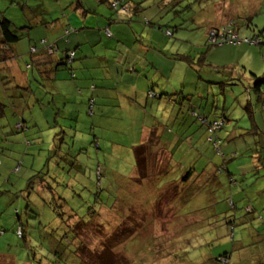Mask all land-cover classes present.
Instances as JSON below:
<instances>
[{"label":"rangeland","instance_id":"obj_1","mask_svg":"<svg viewBox=\"0 0 264 264\" xmlns=\"http://www.w3.org/2000/svg\"><path fill=\"white\" fill-rule=\"evenodd\" d=\"M43 1L44 0H0V12L2 13L0 14V16H3L4 18L10 20L14 24V26H12V30L16 31V33H18L21 37V40L16 43L17 46H19L21 49H23L24 47L25 49H27V43H35V45L38 47L40 45V39L38 37V34L42 31V28L40 27L41 21L39 20L40 13H38L34 8H36V2L41 10L42 6L40 4H43ZM153 1H155V4L152 3ZM190 1L192 3L193 0L183 1L181 2L180 6H175L171 7V9H167L166 7H162V4L158 3L157 0H144L142 1V7H147V10L137 14L133 19L135 22L125 21L123 19L124 21H118L110 25L109 31L113 32L112 30L114 29V26H119V28L123 29L122 32L128 34H122L123 39L120 38L119 43L131 44L134 43L135 40H138L139 37H141L144 43L147 45L148 43H155L157 45H160L163 48V53L168 57L170 55L179 54L182 57L186 58L187 61L194 62L193 68L191 69L185 62L179 59L174 60L173 57H170V59H168L165 55H159L153 50H141L139 48H136L138 52L137 54L145 56H150L151 54L149 51H153L152 59L155 64L161 69V75L158 79L160 87H154L152 89L153 92H156L157 94H162V92L166 94L168 92L169 94L172 92H176V94L173 96H171L170 94L169 96L160 98V103H157V101H155L152 107L154 109V113H149L158 116V122H163L165 119L166 126L170 130H177L178 125L181 123L184 130L187 128V131H185L184 134H189L195 131V125H197V129H199L194 134L190 135L189 142H192L191 144L194 146L192 147V149L187 148L188 144L186 143V141H184V143L181 142L177 145V148L173 149L174 168L171 172H169L168 178L183 176L187 170L186 168L189 167H193L196 172H199L207 166H217V163H221L223 159H225L226 165L229 166L228 170H230L232 174H234V179L237 180V183L240 181V175L245 177V179L238 183V185L243 188L241 191L242 193L240 195L235 194L234 192L236 191V189H238V187L236 185L232 186V184V187L228 190V192L231 191L232 195H224V193L218 192L216 193L217 196L215 200L213 199L212 203L210 204H207V197L204 198L205 204L207 206H202L200 204L194 205V203H196V201L194 200L188 201L186 203V206L183 207L184 203L179 202L182 200L181 196H177L182 191L179 190V193L175 196L174 193L178 190L179 185H176V182L173 183L171 185V190L173 192H169L170 200H167L168 202L170 201V203L163 201V203L159 207L160 210H154L156 216V219L153 221L154 223H149L150 225L146 229H141V227H139V229L137 228L138 232L136 233V235L138 239L134 241L133 239H126V242H122L124 244L123 247L121 245V248L114 251V255L117 254V257L119 259L120 250L126 249V252H123L122 254L123 258L125 259H121L122 261L119 259V261H121L120 264H139V258L141 259V262L144 259L146 260H144L145 262H143L142 264H199L198 261L202 260L205 257L211 255H214V257H216L218 254H220L222 252L223 246L228 245L226 240H229L234 245H236L237 249H239V253L242 255V257H245L248 262H251L255 258L264 262V242L261 240L262 234L260 233L259 229V227L264 226V169L260 168L261 161L255 159L254 157H250L251 154L250 156L246 155V158L242 156H234L232 153L230 156L228 154L226 155V157H222V154L224 153L222 151V147L224 145L233 147L234 145L242 144L243 148L248 147L251 148L252 151L254 150V147H252L254 143L253 139H248V134L252 135L254 133L252 129H250L249 131L246 130L250 128V124L249 122H247L248 116H245V109L243 108L245 102L243 101L242 95H240V93H242L243 86L251 87L255 83V78L253 77L254 72L256 73L257 77H260L264 73V70L259 66L257 67L255 64L251 65L250 63H247L245 60L249 59L248 57L239 58L237 56V53L239 48H244L245 50L251 51L252 49H255L256 51L261 50L259 59H264V44L260 46L252 45L253 47L244 43L241 45L232 46L217 45L206 49V43L209 41L208 31L210 30V27L213 28L227 25L231 19L235 20L234 23L236 24L240 23V26H243V23L246 21V19L249 20V23L251 25L246 28L244 27L243 31L245 32H239L240 37H242L244 34H247V36L258 35L257 33L261 31L263 33L264 40V0H197V2H193L190 5V8H181H185L186 4H189L187 2ZM164 4L166 3L164 2ZM45 6L47 8L46 2ZM93 7L98 8L101 7V5L93 3ZM103 9L106 10L105 12H107L108 14L111 12L106 6H104ZM173 9L177 11L180 10V12L174 14L172 13ZM146 21L148 22V24L146 23ZM150 24L153 26H151ZM178 24H181V28L179 30L174 28ZM24 26H32L33 28L21 29ZM158 26H163V32L157 29ZM94 27H97V25L95 24ZM165 29L171 31L173 35L168 38L164 37L162 33H164ZM151 33L153 34V36L151 35ZM61 34L59 35V37L61 36ZM69 37L70 36L67 34L65 39L68 40ZM99 37V43H101L102 46L93 48L89 52L85 51L84 55H82L80 51H77V49L75 48L76 43L74 44V47H72V43L68 45V48H74L77 57L82 55V60L86 64L95 65L94 70L102 67V64H100V62H105L109 59V56H111L110 51L102 50V47L107 44L111 40V38L104 35H101ZM51 40V38L47 39L49 43H53L54 41ZM62 41L63 40L61 36L60 42ZM137 42L138 44H140L139 41ZM44 46L49 45L45 44L43 45V47ZM132 46L133 45H131V47ZM65 48H67V46L59 44L58 55L62 56ZM16 49L17 48H15V50ZM125 49L126 51L129 50L128 53L133 52L126 46ZM144 49L146 48L144 47ZM101 51L107 54L101 55ZM46 53L47 52H45V55H47ZM38 55L40 57L41 54L38 53ZM116 55H118V53L114 51V54H112V56L115 57ZM22 57H24L23 60L20 59ZM15 58H19L21 60V62L17 61L18 65L15 63ZM192 58H194V60ZM31 59L35 60L34 56L32 55L31 58L30 54L28 53L24 54L23 56H15L14 59L9 58L7 62L3 64L6 69L1 70V78H3L5 82H7L5 86L0 85L1 100L5 99L7 95H10L12 93L13 95H15L17 89H25L29 87L33 91L37 92V96H39L40 98L42 97L41 101L43 102V105L41 108L34 110L31 114L33 118L32 121L35 122L37 126L34 127L33 124L29 122V130L25 132L22 131L19 134L14 135V137L12 138L13 141L3 143L6 144L5 146L1 144V146H4L8 150V155L11 154L16 156L13 158H19L20 163L13 164V162H11L10 165H7V167L5 168L6 173L4 174V177L6 176V179L10 178V181H4V186L3 183L1 184L4 177L0 176V264H5V260L11 262L12 264H22L23 260H28L27 257H31L30 250L32 248H34V250L36 247L37 249H39L41 244H45V241L49 240L47 237L49 236L50 231H52L50 229L52 228V223H54V218H58L62 221V215L65 213V206L58 205V213L56 211L51 212V210L48 209V207H46L35 194L31 195V199H29L33 208L36 209L39 213V219H37V221L35 222H30V226L31 224H33L31 227H34V229L31 227H29V229H25V246H23L24 240L18 239L16 236L17 234H15L16 220L14 212L16 211L15 209H21L23 207L22 202L27 196L23 194L24 192H27V184L25 179L32 173L34 174L32 170L28 171L29 167L31 166L33 167V169L37 168V170H39L46 159V155H40L41 152L39 154L40 158H38V156L31 157L30 154L33 151H37L39 149L46 150V147L51 142H53V139L57 136L58 130L53 126V120L55 114H58L57 108L59 109V106L64 103L63 96L69 94L70 96H72V99H74V97L75 99H80V96L77 94L78 90L74 88L72 89V86L68 83V81L73 82L74 80H71L69 76V70L67 68L60 67L58 71L53 72V76L55 75L56 81L59 83L57 87L59 90L55 92V90L51 91V86L54 80H52L51 82H47L42 79L37 69L32 71L31 69L26 67L25 64L30 63ZM227 61H230L232 64L237 62L239 63L235 66L236 69L234 71V74L236 75V77L240 75L239 77L241 81H238V83L242 86H234L233 89H231L232 87H228V89H224L225 91H227L225 92L224 96L222 95L220 97V93L217 90L219 89V87H208V85L202 82L199 77L202 76L203 80H208L205 77H209L210 75L212 77L213 75L219 77L222 74V69ZM74 62L78 63L77 60H75ZM242 63H244L246 69H243V65H241ZM99 70L101 71V77L97 78V83L99 85H102L105 79L104 76H106V74L104 71L102 72V69ZM196 70H198V72H196ZM106 81L110 82L111 80L108 79ZM17 85H19L20 88H18ZM163 87H165V90L163 89ZM158 89L160 90V92L158 91ZM206 89H208L209 92L211 91L214 96L210 95V99H200V97H206V91H208ZM26 92L30 94L28 88L26 89ZM104 93H107V90H98L100 99L108 102L109 99L104 96ZM147 93L149 94V92ZM187 94L191 95L193 105L197 106V108H201V110L199 109L200 114H202L203 111L207 109V103L209 105L211 101H214V105L216 107H219L220 102L222 104L224 98L225 105L229 106L231 104V94H233V97L236 98L234 106L232 107V110L229 111V113H232L234 115V119L238 118L239 121L238 123L233 125L232 122L225 123L224 127L216 133V135L222 139L219 153H217L219 154V156L216 158L212 155V145L206 142V135H204V131L201 129L202 127L199 126L197 119L193 118V116L189 112H187L186 104L188 101L184 100V97ZM126 96L127 95H125V97ZM52 97H54V99H52ZM75 102L76 100H73L72 104V101H66L65 108L62 107L64 115L60 114L61 116L69 118L72 122L74 121L75 117L73 115V106L75 105ZM171 107H174L172 112L170 111ZM178 108L180 110L179 112H177ZM238 109H242V111L240 112ZM219 110L220 108L217 110V112ZM97 119L98 117H94L95 121ZM100 119L102 120L101 117ZM157 121H154L153 123H156ZM84 122H91V117L87 116V109L84 111V116L81 117L80 120L78 119V121H76L74 124L76 126H81V128H85V126L82 125V123ZM147 122L150 123V119H147ZM148 123L146 124V126L149 125ZM121 127L122 126L120 125L116 131L125 134V131L120 130ZM140 127L141 124H139L137 126V129L135 130L139 131ZM95 128H98L99 130L106 129L105 127H103V125H95ZM35 129L37 130L36 135L29 136ZM112 129L113 132H116L115 126L112 127ZM233 130L234 132H232ZM83 133V142L86 143V148L87 151H89V156H92L93 147H91L90 137L93 132L91 128L88 127L87 130ZM131 133H134V131H131ZM230 133L231 139L228 138ZM112 135L113 137L110 139L111 142L109 140H105L106 142L104 140H101V143H103L102 145L105 147H103L104 153L100 154L98 157L99 163L101 164V166L105 165L113 169L116 178L120 177V179L122 180L124 179L123 176L134 174V156L129 147L135 144L136 140L130 137H128L127 139L124 135L119 136V134L116 135L115 133H112ZM25 136L26 138L39 137V140H42L43 142L40 144V147H37L36 144H33L37 143L36 141H34L32 144H28L27 142L24 143ZM116 137L117 141L115 140ZM121 137H124V140ZM56 139L60 140V136L58 135ZM120 140L123 141V143H121ZM67 142L68 139L65 141V144H68ZM43 143H46L47 145H43ZM111 143L121 146L119 147L122 148V151H120L119 149L121 154L113 155L112 151L109 149L111 148V146H114V144L112 145ZM229 158L231 160H229ZM5 159L6 157L3 156L2 153H0V161L4 162ZM90 159V163L94 164L95 159L89 157V160ZM206 160L211 164L207 165ZM38 161H41L39 165H37ZM26 162H28L29 164ZM4 166V164L1 165V167ZM18 166L20 170L14 171V168ZM236 167L238 170L243 171V173L235 174ZM222 168L224 169V171L227 170L226 167ZM0 169L3 170V168ZM224 171L220 174L221 176L219 175V177H223L222 179H220L221 182L228 184L229 181L225 180ZM89 173L92 174L91 172ZM93 175L94 173L92 174V176ZM90 180L93 181V178ZM162 180L159 181L156 186H160V184H162L163 182ZM78 181L82 182V180ZM227 184L226 186H228ZM257 188L260 189L261 195L258 194ZM74 190L78 193L79 196L88 195V198L91 199V194L94 193L95 188L91 183L90 185H87V189L83 192H81L83 188H81L80 186L78 187L77 185ZM192 190H195L194 186H192ZM73 192L74 191L66 189V191L63 193L67 198L66 201L69 202L70 206L72 205V208L75 210V212L79 216L83 215L86 213L87 209L90 208V201L89 199H86L88 200L86 202L82 201V199L78 198L77 195L73 194ZM229 196H231L232 204H234V208L236 209L235 221L229 224H225V222L222 221L221 223H218V216H213V214L215 211L218 212L220 209L224 213L227 212L228 208H230L229 206H227V204L231 206V203H226L225 197ZM232 213L233 210L230 209L228 214L232 216ZM110 214L111 216L103 217V219H107L108 223L111 225H117L116 230L120 235L119 239L121 241L125 240V233L127 231L124 229V226L125 224H127L126 222L132 220V214L129 212L127 217L128 219L126 218V220L118 218L111 212ZM66 219L67 218H65L64 220ZM49 221L51 222V224H49ZM220 224H225V227ZM56 225L57 226H55V228L53 227V229H56V231L58 232L60 231V228H58L59 225H61L60 221L57 220ZM224 228L225 230L229 231L228 236L225 234ZM202 229H205V231L209 234H206L205 232L201 233ZM52 233L55 232L52 231ZM80 234L82 235V240H85L86 244L93 241L92 238L94 239V237H96L95 234L88 235L84 230H81ZM50 240L52 241V238H50ZM53 240H57L59 242L61 241L57 237ZM96 240H98V238ZM212 241H214V247H210L208 245V242ZM143 242L152 247L150 248L144 245ZM60 244L63 247V250L67 251L68 254L71 252V246L66 244L63 245L62 242H60ZM98 244L99 243H95L94 245L98 246ZM96 246H94V248H96ZM28 247H31V249ZM193 248H195L196 250L191 253ZM79 252H81V250H79ZM190 254L193 257L192 259L195 261L190 258ZM202 254L207 255L201 257ZM36 256L39 257L40 255L35 254L34 257ZM89 256L90 258H87L90 262H86L87 264H106V261L103 259H99L100 257H98L97 255ZM178 257L185 259L187 258V260H191V263L187 260L179 259ZM86 263L83 261V264Z\"/></svg>","mask_w":264,"mask_h":264},{"label":"trees","instance_id":"obj_2","mask_svg":"<svg viewBox=\"0 0 264 264\" xmlns=\"http://www.w3.org/2000/svg\"><path fill=\"white\" fill-rule=\"evenodd\" d=\"M108 5L110 9H113L117 12H124L127 10H124L126 7L125 5H121L118 3L117 0H107ZM144 0H130L129 1V9H130V16H128L129 20L131 22H135L133 19L137 14H139L142 11L147 10V7H142ZM158 3L162 4V7H166L167 9H171V7L180 6L181 2L186 0H157ZM153 1L152 3H154ZM164 2L166 4H164ZM193 2H197V0H193ZM189 4H186L185 8L181 7L182 9L190 8V5L192 4L191 1L187 2ZM155 4V3H154ZM78 6L75 4V9H78ZM81 7V6H80ZM179 11L173 9L174 14L179 13ZM159 13V12H158ZM0 14H2L0 12ZM122 21V20H120ZM235 20L231 19L227 25L218 26V27H210V30L218 31V33L226 34V39L223 41V43L220 46H232V45H241V44H248L249 46L252 45H263V33L259 31L258 35H249L244 34L242 37H240L239 32H245L243 31L244 27H249L251 24L249 23V20L246 19V21L243 23V26H240L239 24L234 23ZM148 24V22L146 21ZM247 23V25H246ZM151 25V24H150ZM12 26L14 24L4 18L3 16H0V85L5 86L7 82L1 78V70L6 69V67L3 65L9 58L12 57V49L16 43H18L21 40V37L16 31L12 30ZM153 26V25H151ZM29 27H22L21 29H30ZM174 28L180 29L181 24L176 25ZM158 30L163 32V26H158ZM175 29V30H176ZM226 30H231V33L236 35L235 40H231L230 36L226 33ZM73 29L71 27H64L62 30V40L65 43L69 42V39H65L66 35L72 32ZM102 31L106 36H110L111 33L109 32L108 27H105L104 29L100 30ZM155 31V30H154ZM208 31V32H209ZM164 37H171L173 34L168 29H165L164 33H162ZM141 39V40H140ZM229 39V41H228ZM139 42H142L143 50H147L148 47H150V50H153L154 52L158 53L159 55H165L163 52V48L160 45H157L155 43H148L145 44L143 39L139 37L137 40ZM41 45H45L44 40L40 41ZM209 41L206 43V49L211 48L212 46H217V43L214 45H211ZM50 46V45H49ZM48 47V46H47ZM56 47V46H55ZM55 47L50 46V49L47 52L48 55H52L55 52ZM144 47L146 49H144ZM253 47V46H252ZM31 48L34 50L31 51ZM29 51L32 54H35L36 47L31 46ZM148 49V50H149ZM251 49V48H250ZM152 51V52H153ZM207 51V50H206ZM44 52V53H45ZM150 52V51H149ZM261 53V50L256 51L255 49L251 50H245L242 49L241 52L237 53V56L239 58H247L250 56L249 59H246L245 61L247 63H250L251 65H256L257 67H261L264 70V59H259V54ZM150 54H152L150 52ZM249 54V55H248ZM70 55H72L70 57ZM244 55V56H243ZM150 57V56H148ZM147 56L142 55L140 58L144 61L145 64L149 65L151 64V61L148 59ZM168 59L170 57L174 60H181L189 66V68H193L192 61H187L186 58L182 57L179 54L170 55L169 57L166 56ZM264 57V56H263ZM32 58V57H31ZM202 58V57H200ZM185 59V60H184ZM194 60V58H192ZM45 60H47L45 58ZM75 60V52L72 49L65 48L63 51V55L59 60L55 63L54 70L58 71L60 67H65L69 70V76L71 79L74 78L72 75L71 70V61L73 62ZM140 60V59H139ZM239 64L234 63L232 65H225L222 69V74L219 77H216L213 75V77L210 75L209 77H205L208 80H203L202 76L199 77V79L206 83L208 87H219L218 92L220 93V97L224 94V89H228V87L234 88V86H242L238 83L240 80V75L236 77L234 74L235 66ZM28 68L33 70H36L40 73L41 77L44 76L43 69L40 67L39 61L36 59H31V62L28 63ZM35 65V66H34ZM43 64V66H45ZM243 69H246V66H244V63H242ZM157 66V65H156ZM239 66V65H238ZM198 72V70H196ZM253 73V72H252ZM218 74V73H216ZM215 74V75H216ZM253 77L255 78V83L251 87H242V99L243 101L246 100V94L252 95L254 97V100H250L246 103L243 108L245 109V116H248L250 128L246 129L249 131L250 129L253 130L255 125V120L253 118V114L251 110H253L256 107L264 106V98L262 94V88L264 86V73L257 77L256 73H253ZM21 83V82H20ZM20 85V84H19ZM19 85H17L18 88ZM25 86V85H24ZM94 87V86H93ZM29 89V93L26 92V89ZM25 89H17L16 94L13 95H7L5 99H0V153H2L3 156L6 157L4 162L0 161L1 165H5L3 170L7 167V165H10L9 162H13L14 164L20 163L19 158H13L16 157L14 155H8V150L4 147L6 144L13 141L12 138L14 135L19 134L22 131L29 130L28 123L31 122L33 126H37L35 122L32 121V112L36 109H39L42 107L43 102L41 101L42 97L36 95V91H33L29 87ZM21 90V91H20ZM208 90V89H206ZM25 94H23V93ZM162 92V91H161ZM171 96L175 95L176 92L170 93ZM169 92L162 94H157L156 92H153L152 88L149 90V98H162L170 95ZM54 95V94H53ZM151 95V97H150ZM210 95L214 96L211 91H206V98L203 97L202 99H210ZM255 95V96H254ZM37 96V97H36ZM232 96V97H231ZM230 96L231 101V107L230 105H225V99L223 98L222 104L220 102L219 107H216L214 105V101H211L208 105L207 103V113L208 114H200L199 109L197 106L193 105L191 95H186L184 97V100L188 101L186 104L187 112H189L193 118L197 119V122L201 129L204 131V135H206L205 140L209 144L212 145V155L216 158L219 156V148L221 146V138H219L216 133L220 131L225 123L232 122L233 124L238 123L239 119H234V115L232 113H229L230 110H232V107L234 106V103L236 101V98L233 97V94ZM52 99H54L52 97ZM3 101V102H2ZM95 97H91L89 103H93L95 105ZM54 103V101H53ZM57 104V103H55ZM59 105V104H57ZM202 105V104H201ZM66 102L61 104L59 106V109L57 108L58 114H55L53 126L56 127L58 130L57 136H60V140L56 139V137L53 139V142H51L47 147L46 150L39 149L37 151H33L30 156L35 157L38 156L40 158V155H46V159L44 161V164L40 167L39 170L37 168L33 169V167H29V171H33L32 173L25 179L26 181V191L23 194L27 195L25 197V200H23V207L21 209H15L14 212L15 220H16V228H15V234H17L18 239L24 240V245H26V232L25 229H29L33 224L30 226L31 221H37L39 219V213L36 209L33 208L30 199L31 195H36L41 202L48 207V209L53 211H57L58 205L65 206V213L62 215V221L58 218H54V223L51 226L52 228L50 230L54 231L55 233H52L50 231L49 236L47 237L49 240L45 241V244H41L39 249L37 247L30 248V256L27 257L28 260H23L22 264H83V261L90 262L87 257L90 258L89 255L95 256L97 255L100 257L99 259H103L106 261V264H120V262L125 259L123 258V252H126L125 250H120V257L119 261L117 254H115V250H118L121 248V245L123 247L122 242H126V239L128 240H137L136 233L138 232L139 227L141 229H146L150 224L154 223L153 221L156 219L155 211L154 210H160V205L163 203V201L168 202L167 200H170V191L173 192L171 189V185L176 182V185H179L178 190L174 193L176 196L179 193V190L182 192L177 195L178 197L181 196V201L183 202V207L186 206V203L188 201H196L194 205H202L207 206L205 204L204 198L207 197L206 201L207 204L212 203V200L216 198L218 192L224 193V195H232L231 191L228 192L229 188L232 186H237L238 189L234 192L237 195L241 194L242 187L238 185L245 177L240 175V181L237 183V180L234 179V174L230 170H228L229 166L226 165L225 159L221 163H217L216 165H210L211 163L207 161V166L203 168L201 171L196 172L193 167L192 168H186V172L183 176H177L176 178H168L169 172L173 170L174 162H173V149L177 148V145L181 142L184 143L186 141L187 148L194 147L190 142V135L194 134L198 128L197 125H195L196 129L192 133L184 134L185 131H187V128L184 130L182 123L178 125L177 130L168 129L166 126V123H163V125L157 126V122L153 123L158 119L155 115H152L150 117L151 121L152 118L156 119L153 120L151 124H149V130L147 131V135L145 139H142L140 142L130 146L131 152H133L134 156V174H130L129 176H123L124 179H120V177L116 178L115 172L113 169L107 167V166H101L99 163V155L104 153V148L101 143V140H109L113 137L112 133L116 132H109L106 134V136L103 134L100 135V132H95L91 135V147H93V155L89 156V151H87L86 143L83 142L84 140V131L87 130L88 127L94 128L95 125H97L96 122H93L95 116V112L93 110L87 109V116L91 117V122L89 123H82V125L85 126V128L80 129L77 128V126L74 124L77 121L78 113H73L74 121L72 122L69 118L65 116H61L60 114H63L62 107L65 108ZM220 108V112H217V110ZM223 110H222V109ZM174 107L170 108V111ZM240 112L242 109H238ZM179 108L177 112H179ZM243 111V112H244ZM230 114V115H229ZM64 115V114H63ZM77 118V119H76ZM211 118V119H210ZM247 120V122H248ZM65 121V122H63ZM84 121V120H83ZM160 122V121H159ZM221 122V125L217 129H213V126L217 123ZM88 124V125H87ZM231 125V126H232ZM163 126V127H162ZM77 128V129H76ZM161 130V131H160ZM254 131V130H253ZM37 133V130L35 129L32 134L29 136H35ZM68 134V135H67ZM68 139V144H65V141ZM117 137L115 138V140ZM36 141L37 143H33ZM56 141V142H55ZM117 141V140H116ZM28 144H36L37 147H40V144L43 142L42 140H39V137L34 138H26L24 143ZM106 142V141H105ZM111 142V141H110ZM3 144L4 146H1ZM112 145L114 143H111ZM43 145H47L46 143ZM80 146V147H79ZM115 146V148H114ZM114 146H111L109 148L113 155L121 154V150L119 151L118 144H114ZM229 152L226 154H222V157H226V155L231 153L234 156H242L247 157L246 155L254 157L255 159H259V156H261V151H258L255 153V150H251V148L248 147H241V148H233L229 146ZM217 148V152H216ZM248 148V149H247ZM194 149V148H193ZM41 152V154H40ZM102 152V153H101ZM254 152V153H253ZM260 153V154H259ZM40 154V155H39ZM217 154V155H216ZM8 155V156H6ZM94 158L95 162L94 164H91V159L89 160V157ZM263 158H264V152H263ZM13 158V159H12ZM97 158V159H96ZM229 160H231L229 158ZM23 161V160H21ZM34 163V162H33ZM41 161L37 162V165H39ZM225 163V166H224ZM22 166V165H21ZM36 167V166H35ZM92 170H91V168ZM222 167H226L227 170L224 171ZM3 170L0 169V176L3 175ZM19 166L14 168V171H19ZM13 171V172H14ZM220 171V172H219ZM225 172V180L229 181L227 183L221 182L220 179L223 177H219L221 173ZM94 175L92 176V174ZM219 172V173H218ZM243 171H240L235 168V174H242ZM245 175V174H244ZM221 176V175H220ZM4 177V175L2 176ZM93 178V181L90 179ZM163 178V180H162ZM78 180H82L78 181ZM163 181L160 186H156L159 181ZM10 181V178L6 179V176L3 178L1 184L3 182ZM192 181V182H191ZM93 184V187L95 188V191L91 197V199L88 198V195L79 196L77 192H75L76 185L81 188H83V191L87 189V185ZM191 183V184H190ZM226 184L228 186H226ZM230 184V185H229ZM233 184V185H232ZM5 184L3 183V186ZM195 187V190H192V186ZM232 185V186H231ZM228 187V189H227ZM205 188V189H204ZM66 191V189H69L70 191H74L73 194L77 195L78 198L82 199V201H88L86 199H89L90 201V208L87 209L86 213L83 215H78L75 210L72 208V205L70 206L69 202H67V198L63 192ZM227 192V193H226ZM85 197V198H84ZM30 198V199H29ZM168 198V199H167ZM226 203H231V206L227 204L230 208H228L227 212H222L220 209L218 212H214L213 216H218L217 221L218 223L225 222V224L233 223L235 221V212L236 209L234 208V204H232L231 196L225 197ZM21 201V200H20ZM228 201V202H227ZM193 203V202H192ZM191 203V204H192ZM57 208H56V207ZM182 207V208H183ZM232 209L233 213L232 216L228 214L229 210ZM130 210V211H129ZM180 211V210H179ZM110 212L113 215H116L120 219L126 220L128 217L129 212L132 214V220L129 222H126L124 229L127 231L125 233V240H120L119 233L116 230L117 225H111L108 223L107 219H103V217L111 216ZM181 212V211H180ZM86 215V216H84ZM139 218H137V217ZM222 217V218H221ZM67 218L66 220H64ZM141 218V219H140ZM128 219V218H127ZM60 221V224L58 228H60V231H56L55 228L56 221ZM49 224L51 222L49 221ZM225 224H220L225 227ZM262 225V224H261ZM46 227V226H45ZM34 229V227H31ZM30 228V229H31ZM138 228V229H137ZM207 229V228H206ZM211 229V228H210ZM260 233L262 234L261 240L264 242V226L259 227ZM36 230V229H35ZM84 230L88 235L95 234L96 237L93 241L86 244L85 240H82V235L80 234V231ZM124 230V232H125ZM208 231V230H207ZM209 234L205 231V229H202L201 233ZM225 234L228 236L229 231L225 230ZM130 233V236H129ZM58 238L61 240L63 245H69L71 252L68 254L67 251L63 250V247L61 246L60 242L57 240H53L55 238ZM52 238V241L50 240ZM98 238V240H96ZM46 239V238H45ZM40 241V240H38ZM228 243L227 246H223L222 252L218 254L216 257L214 255L208 256L203 258L202 260H199V264H264L263 261L254 259L251 262H248L245 257H242V255L239 253V249H237L236 245H234L229 240H226ZM95 243H99L98 246L94 245ZM144 243V242H143ZM144 245L148 246V244L144 243ZM208 245L210 247H214V241L208 242ZM96 246V248H94ZM152 247V246H148ZM186 247V246H185ZM196 248V247H195ZM195 248L192 249V252L196 250ZM81 250V252H79ZM41 252V253H40ZM81 253V254H80ZM35 254H39V257H34ZM87 255V256H85ZM207 254H202V256H205ZM96 256V257H97ZM140 256V255H139ZM117 257V258H115ZM182 260H187V258H180ZM190 258L193 257L190 254ZM77 259V260H76ZM87 259V260H86ZM144 259V258H143ZM197 259V258H194ZM145 260V259H144ZM141 259L139 258L138 262L139 264H142ZM193 260V259H192ZM117 261V262H116ZM191 263V260H187ZM195 261V260H193ZM241 261V262H240ZM5 264H12L11 262L5 260ZM87 264V263H86ZM134 264V263H132Z\"/></svg>","mask_w":264,"mask_h":264},{"label":"crops","instance_id":"obj_3","mask_svg":"<svg viewBox=\"0 0 264 264\" xmlns=\"http://www.w3.org/2000/svg\"><path fill=\"white\" fill-rule=\"evenodd\" d=\"M117 1L119 4L125 5L126 8L124 10L127 9L125 13L117 12L114 11L113 9H110L107 0H44L43 4H40L43 7V8L41 7V10L38 7V4L35 2L36 8L34 9L38 13H40L39 20L41 21L40 27L42 28V31L41 33L38 34V37L40 39L39 40L40 45L38 47L34 43V46L36 47V51L35 54L32 55L37 61H39L41 66L40 68L43 69L42 72L44 76L42 77V79L47 82H51L52 80H54L51 86V91L55 90L56 92L57 90H59L57 88L59 83L56 81L55 75L53 76V72H56V70H54V67L56 66L55 63L59 60V58L62 57L58 55L59 44H62L63 46H67L68 48L69 47L68 45L70 43H72V47H74V44L76 43L75 48L77 49V51H80L82 55L85 54V51L89 52L93 48L101 47L102 45L101 43H99L100 40L99 36L101 35L106 36V35L100 30L104 29L105 27H108V29L110 30L109 28L110 25L123 19L125 21L129 20L128 16H130L131 12L128 3L130 0H117ZM45 2L47 4V8L45 6ZM93 3L97 5H101V7L94 8ZM75 4L80 5L81 7L78 6V9L74 10L76 8ZM102 5L108 7V9L111 12L109 14L105 12L106 10L103 9L104 6ZM95 24L97 25V27H94ZM64 27L73 28L72 33L68 34L70 36L68 43H65L63 41L60 42L61 36L59 37V35L62 33ZM31 28L33 27L31 26ZM122 30L123 29L119 28V26H114V29L112 30L113 32L109 31L112 34L107 37H110L111 40L102 47V50L110 51L111 56H109V59L106 60L105 62H100V64H102V67H99L94 70L95 65L86 64L82 60V55L77 57L75 54V60H77L78 63H75L74 60L73 62L71 61L70 64L72 75L74 76V78L71 80L74 81L73 82L68 81V83L72 86V89L74 88L78 90L77 94L80 96V99L79 100L75 99V97L74 99H72V96H70L69 94L64 95L63 98H64V103L66 101H72L73 104V100H76L75 105L73 106V110L74 113L79 111L78 113L79 120L81 119V117L84 116V111L86 109L88 110L90 109L93 110V112H95V116L98 117V119L96 121L93 120V122H96L97 125H103V127H105L106 129L99 130L98 128L94 127L92 128L93 133L101 131L100 135L104 134L106 136L105 133L113 131L114 128L112 129V127L115 126V131H116L118 127L121 125L122 127L120 128V130L125 131L126 133L123 134L122 132L116 131L117 135L118 134L119 136L124 135L127 139L128 137H130L136 140L135 142L136 144L140 142L142 139H145L147 135V131L149 130V125L146 126V124L148 123L147 119H150L149 117L153 115L150 113H154V109L152 108L154 102L157 101V103H160V98L157 99L149 98L147 92H149L151 88L153 89L154 87H158V88L160 87L158 79L159 76L161 75L160 72L161 69L158 66H156L155 62L153 61L152 54L150 55V57L147 56L148 59L151 61L150 66L145 64L144 61L140 58L142 56L141 54H137L138 52L136 48L143 50L142 42H139L140 44H138L137 40H135V42L131 44L119 43L120 38L123 37L122 34L128 35L125 32H122ZM151 35L153 36L152 33ZM49 38H51L52 39L51 41L54 42L49 43L47 41V39ZM41 40L45 41V43L43 44H48L50 46L57 47V48L55 47V52L52 55H48L47 53H46L47 55H45L44 53L45 50L48 51L50 49V46L43 47V45H41L40 43ZM131 45L133 46L131 47ZM31 46H33V44L27 43V49H25V47L21 49L19 46H17V44H15L13 47H11L12 49L11 59H14L15 56L18 57V56H23L26 53H31L29 51ZM125 46L128 47V49H131L133 52L128 53L129 50L126 51ZM15 48L17 49L15 50ZM149 48L150 47H148V49ZM242 49L244 48H239L238 52H241ZM72 50H74V48ZM18 51H22V52H18ZM114 51L118 53V55H116L115 57L112 56V54H114ZM150 52L152 53V51ZM38 53L41 54L40 57ZM104 54L107 53H103L101 51V55ZM45 58L47 60H45ZM248 58H250V56ZM20 59L23 60L24 57ZM20 59L15 58V63L17 64V61L21 62ZM45 63L46 65L43 66V64ZM25 65L26 67L29 66L28 63H26ZM225 65H232V63L230 61H227ZM99 69H102V72L104 71L106 74V76H104L105 79L102 85H99L97 83V78L101 77V73H100L101 71ZM108 79L111 81L107 82L106 80ZM164 88L165 87H163V89ZM99 89L107 90V93H104V96H106L109 99L108 102H105L103 99H100L98 94ZM261 90L263 94L262 98H264V86ZM158 91L160 92L159 89ZM125 95L127 96L125 97ZM245 96L248 102H249V98L251 97L252 98L250 100L251 101L254 100V97L252 95H250L249 97V94H246ZM91 97H95L96 99L95 105L93 103L92 104L89 103ZM202 98L203 97H200V99ZM244 102L248 103L247 101ZM251 112L253 114L256 127L253 128L254 134L252 135L248 134V139H253L254 143L252 147H254V150L256 151L255 153L261 151V156H259L258 160L261 161L260 168L264 169V158L262 156L264 152V106H260V107L255 106V108L251 110ZM203 113L210 115L209 112L207 113V109L204 110ZM100 117L102 118V120L100 119ZM153 120L156 119L152 118V121L150 119V123L148 124H151ZM163 123H166L165 119L163 122L157 121L158 126L163 125ZM139 124H141V127L139 131L138 130L136 131L135 129H137V126ZM77 127L79 128L80 126ZM131 131H134V133H131ZM232 132H234V130ZM231 133L229 134L228 137L229 139H231L230 138ZM122 139L124 140V137ZM120 142L123 143V141L121 140ZM241 147H243L242 144L233 146V148L235 149ZM121 149L122 148H120V150ZM229 149L230 147L226 145L222 147V151L225 154L229 152ZM9 164H11V162H9ZM5 173H6V169L3 170V175ZM257 189H258L257 190L258 194L261 195L260 189L259 188Z\"/></svg>","mask_w":264,"mask_h":264},{"label":"built area","instance_id":"obj_4","mask_svg":"<svg viewBox=\"0 0 264 264\" xmlns=\"http://www.w3.org/2000/svg\"><path fill=\"white\" fill-rule=\"evenodd\" d=\"M226 33L230 36L231 40H235L236 35L231 33V30H226ZM226 34L223 33H218V31H214L211 30L209 31V43H211V45H214L217 43V45H221L223 43V41L226 39ZM229 41V39H228ZM34 49L31 48V51H33ZM72 55H70L71 57ZM221 125V122L215 124L213 126V129H217L219 126Z\"/></svg>","mask_w":264,"mask_h":264}]
</instances>
